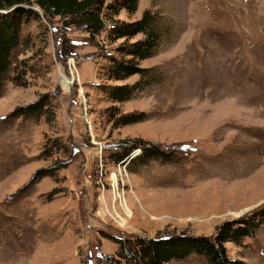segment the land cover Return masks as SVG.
<instances>
[{"label": "rangeland", "instance_id": "rangeland-1", "mask_svg": "<svg viewBox=\"0 0 264 264\" xmlns=\"http://www.w3.org/2000/svg\"><path fill=\"white\" fill-rule=\"evenodd\" d=\"M32 7L40 19L22 25L0 87V264H126L117 237L213 236L264 204V0H138L135 12L121 9L113 20L156 13L161 33L138 61L144 82L124 102L97 88L141 81L104 78L123 39H89L82 25L64 27ZM38 99L41 112L13 116ZM111 113L143 120L116 126ZM134 138L172 158L133 170L112 162L110 146ZM39 169L50 175L33 179ZM224 246L234 264H264V221Z\"/></svg>", "mask_w": 264, "mask_h": 264}, {"label": "trees", "instance_id": "trees-1", "mask_svg": "<svg viewBox=\"0 0 264 264\" xmlns=\"http://www.w3.org/2000/svg\"><path fill=\"white\" fill-rule=\"evenodd\" d=\"M137 3L138 0H0V87L13 64V53L21 43L22 25L31 19H40L41 15L32 7L36 5L43 15L64 19V27L82 25L89 39H95L101 32H105L109 40L123 39L115 48L118 55H108V63L102 68L104 78L119 81L137 74L141 81L117 85L98 84L97 88L112 102L129 100L141 86L147 70L139 66L138 61L155 52L161 34L157 14L149 10L143 11L140 18L133 21L112 19L121 9L128 13L135 12ZM139 33L143 35L141 39L130 41ZM11 78L17 83L16 76ZM45 104V101L38 99L16 107L12 114L15 117L36 115ZM110 115L114 116L116 126L143 120L142 113H122L116 117L114 113ZM110 147L107 155L110 160L126 163L129 170H133V164H146L151 159L170 161L173 155V151H166L157 143L142 138L122 139ZM45 175L50 173L39 169L33 179ZM263 221L264 204L247 215L224 220L213 236L179 232L155 237L139 236L132 240L120 236L115 241L120 247L118 255L126 264H170L171 261L182 260L191 254L203 256L207 264H234L235 261L228 258L224 244L240 243L243 237L253 235Z\"/></svg>", "mask_w": 264, "mask_h": 264}]
</instances>
